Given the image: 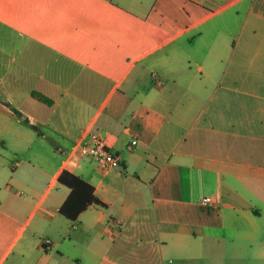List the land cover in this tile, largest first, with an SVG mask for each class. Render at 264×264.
<instances>
[{"label":"crops","instance_id":"obj_1","mask_svg":"<svg viewBox=\"0 0 264 264\" xmlns=\"http://www.w3.org/2000/svg\"><path fill=\"white\" fill-rule=\"evenodd\" d=\"M145 220L161 264H264V0H0V264H128Z\"/></svg>","mask_w":264,"mask_h":264},{"label":"trees","instance_id":"obj_2","mask_svg":"<svg viewBox=\"0 0 264 264\" xmlns=\"http://www.w3.org/2000/svg\"><path fill=\"white\" fill-rule=\"evenodd\" d=\"M34 96L38 100L46 102L42 96L37 94H34ZM58 182L70 189V195L60 208V214L66 219L76 221L79 216L91 206L102 209L107 208V205L95 196L93 186L82 177L64 170L59 174Z\"/></svg>","mask_w":264,"mask_h":264},{"label":"rangeland","instance_id":"obj_3","mask_svg":"<svg viewBox=\"0 0 264 264\" xmlns=\"http://www.w3.org/2000/svg\"><path fill=\"white\" fill-rule=\"evenodd\" d=\"M24 194L26 193L23 192L22 195ZM141 224L133 229H125L122 238L125 249L119 254L128 264H139V261H145L147 264H161L157 243L154 241V227L150 220H145L144 224ZM163 264H169V262L166 261Z\"/></svg>","mask_w":264,"mask_h":264},{"label":"built area","instance_id":"obj_4","mask_svg":"<svg viewBox=\"0 0 264 264\" xmlns=\"http://www.w3.org/2000/svg\"><path fill=\"white\" fill-rule=\"evenodd\" d=\"M80 150L82 156L90 159L103 170H117L119 175H124V169L122 167L120 156L109 150L106 139L101 134L97 132H90L87 135V141L81 144ZM212 203L213 200L210 197H206L202 200V204L205 206H209ZM123 227V221L117 223L118 229H122ZM46 242L50 243L49 240Z\"/></svg>","mask_w":264,"mask_h":264}]
</instances>
